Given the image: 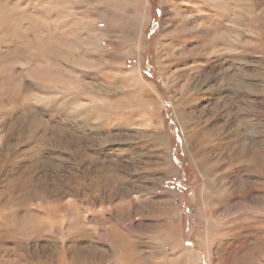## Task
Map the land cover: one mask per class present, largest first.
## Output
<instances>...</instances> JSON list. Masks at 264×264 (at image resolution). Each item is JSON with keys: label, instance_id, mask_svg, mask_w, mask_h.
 I'll list each match as a JSON object with an SVG mask.
<instances>
[{"label": "rangeland", "instance_id": "rangeland-1", "mask_svg": "<svg viewBox=\"0 0 264 264\" xmlns=\"http://www.w3.org/2000/svg\"><path fill=\"white\" fill-rule=\"evenodd\" d=\"M0 264H264V0H0Z\"/></svg>", "mask_w": 264, "mask_h": 264}, {"label": "bare ground", "instance_id": "bare-ground-1", "mask_svg": "<svg viewBox=\"0 0 264 264\" xmlns=\"http://www.w3.org/2000/svg\"><path fill=\"white\" fill-rule=\"evenodd\" d=\"M134 72H135V74H137V70H136V69H134ZM133 76H134V75H133ZM182 113H183V112H182ZM215 115H216V114H215ZM230 117H231V116H230ZM182 120H183V116H182ZM211 123H212V122H211ZM211 134H212V133H211ZM212 138H213V137H212ZM214 138H215V137H214ZM215 139H216V138H215ZM215 139H214V140H215ZM217 139H218V138H217ZM219 139H220V138H219ZM216 141H217V140H216ZM210 143H211V142H210ZM215 143H216V142H215ZM212 144H213V143H212ZM164 156H167V154H166V155L164 154ZM173 168H174V167H173Z\"/></svg>", "mask_w": 264, "mask_h": 264}]
</instances>
